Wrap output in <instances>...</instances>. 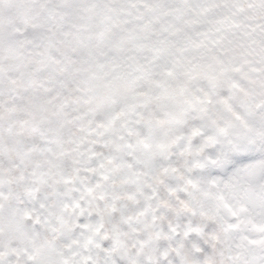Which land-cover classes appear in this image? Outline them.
<instances>
[{"label":"snow or ice","instance_id":"6c2138e0","mask_svg":"<svg viewBox=\"0 0 264 264\" xmlns=\"http://www.w3.org/2000/svg\"><path fill=\"white\" fill-rule=\"evenodd\" d=\"M0 264H264V0H0Z\"/></svg>","mask_w":264,"mask_h":264}]
</instances>
